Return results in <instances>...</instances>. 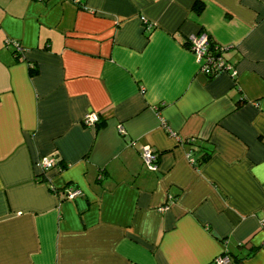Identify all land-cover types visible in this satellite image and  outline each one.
<instances>
[{"label":"crops","instance_id":"0c3cea01","mask_svg":"<svg viewBox=\"0 0 264 264\" xmlns=\"http://www.w3.org/2000/svg\"><path fill=\"white\" fill-rule=\"evenodd\" d=\"M198 33L233 77L200 73ZM221 255L264 264V0H0V264Z\"/></svg>","mask_w":264,"mask_h":264},{"label":"built area","instance_id":"2783aa9c","mask_svg":"<svg viewBox=\"0 0 264 264\" xmlns=\"http://www.w3.org/2000/svg\"><path fill=\"white\" fill-rule=\"evenodd\" d=\"M140 20L144 22L147 26L146 20L143 16ZM13 50L15 53L21 52V48L18 43H12ZM188 49L194 54L196 61L199 63V71L203 75H215L219 72H226L231 77L235 75V69L224 60L221 54H213L209 50L206 35L204 33H199L192 35L187 40ZM98 119V115L93 112H88L83 115L82 123L83 125H92ZM187 159L192 162V157L187 153ZM140 157L143 165L149 170H155L157 168V154L148 146L143 145L140 148ZM54 159L48 157H40L36 160V165L41 169H47L54 166ZM64 197L66 199H73L75 196L79 195V190L71 186L65 187ZM163 208V207H162ZM227 259L223 256H218L214 258L209 264H223Z\"/></svg>","mask_w":264,"mask_h":264},{"label":"trees","instance_id":"16d2710c","mask_svg":"<svg viewBox=\"0 0 264 264\" xmlns=\"http://www.w3.org/2000/svg\"><path fill=\"white\" fill-rule=\"evenodd\" d=\"M192 7H193V10H194L195 13H198L200 11V9H201L200 4H198V2H196V1L193 3ZM206 40H207V44H208V47H209V50L211 51V53H213V54H221V52L218 49V47L214 46V44L210 41L208 36H206ZM13 53L14 54H18V53H15L14 50H13ZM205 76H207V75H205ZM212 76L213 75H208L207 77H212ZM97 121H98V119H97ZM185 142H187V143H189L191 145L190 146V150L188 151V154L192 157V162L191 163L193 164V166L196 167V166L200 165L201 163H204L206 160H208V158L210 157L211 152H212L211 148H208V147H205V146H201L199 144H195L190 139H187ZM156 161H158V155H157V160ZM221 256H223V255H221ZM239 259H241V258H239ZM239 259H237V260H239Z\"/></svg>","mask_w":264,"mask_h":264}]
</instances>
